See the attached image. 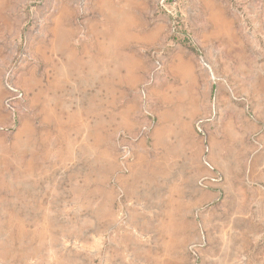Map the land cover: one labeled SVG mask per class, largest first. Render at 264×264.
Instances as JSON below:
<instances>
[{"label":"rangeland","instance_id":"rangeland-1","mask_svg":"<svg viewBox=\"0 0 264 264\" xmlns=\"http://www.w3.org/2000/svg\"><path fill=\"white\" fill-rule=\"evenodd\" d=\"M0 264H264V0H0Z\"/></svg>","mask_w":264,"mask_h":264}]
</instances>
